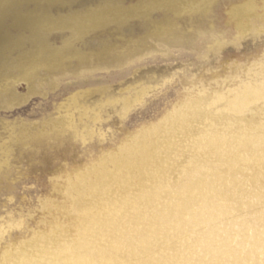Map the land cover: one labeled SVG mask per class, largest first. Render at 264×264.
Here are the masks:
<instances>
[{
  "label": "rangeland",
  "instance_id": "rangeland-1",
  "mask_svg": "<svg viewBox=\"0 0 264 264\" xmlns=\"http://www.w3.org/2000/svg\"><path fill=\"white\" fill-rule=\"evenodd\" d=\"M86 1L13 7L0 21V46L7 34H22L13 15L66 19L96 8L97 0ZM122 1L131 9L144 0ZM214 6L212 19L176 18L183 37L203 29L190 44L154 39L131 19L76 40L82 59L71 55L31 80L0 77V264H114L105 258L128 225L131 239L150 231L149 209L176 219L187 196L189 212L210 200L244 208L228 221L215 218L206 238L212 243L173 240L183 259L164 263L175 243L163 239L162 263L264 264V199L209 195L225 183L240 190L255 172L264 186V27L243 30L233 17L255 7L264 19V0ZM152 17L159 21L160 10ZM68 38L66 29L48 31L53 49ZM104 53L118 59L96 64ZM22 54L11 52L13 59ZM227 230L233 242L216 249Z\"/></svg>",
  "mask_w": 264,
  "mask_h": 264
},
{
  "label": "bare ground",
  "instance_id": "bare-ground-1",
  "mask_svg": "<svg viewBox=\"0 0 264 264\" xmlns=\"http://www.w3.org/2000/svg\"><path fill=\"white\" fill-rule=\"evenodd\" d=\"M65 2L66 0H0V21L9 15L12 16L11 9L13 7L31 4L35 8L42 9L64 4ZM86 2L91 3L94 1ZM216 2L217 0H144L137 6L129 9L125 8L124 1L122 0H97L93 4L96 8L66 19H51L44 12L36 11L25 14L17 13L13 16L22 34L16 36L7 34L4 38L0 46V77L6 75L13 79L31 80L37 75L40 69L52 70L60 68L64 61L71 55L81 58L79 54L74 53V43L83 35L111 24L124 25L131 19L140 20L142 27L148 28L151 31V37L154 39L165 41V43L170 42L169 44L173 45H178L183 42L190 44L196 35L202 33L203 29L199 28L194 34L183 37L177 31L176 18L185 16L187 18L186 22L190 24L197 23L196 18L198 16L212 19L215 14L214 5ZM154 10H160L159 21H153L152 13ZM256 15L257 9L255 7L238 10L233 15L236 18V27H240L243 30L249 29L251 26L254 29L264 27V19L256 18ZM244 18L247 24L245 22L243 23ZM51 28L66 29L70 33V38L64 42L63 47L58 49L49 47L48 31ZM27 45L29 48L25 47ZM15 49H21L23 52L17 59H13L11 56V52ZM133 50H136V48H133ZM117 59L118 57L114 54L108 55V53H104L98 55L96 64H103L105 62L112 63ZM19 100L21 98L16 97V102ZM210 144L215 149H219L220 147L217 143ZM164 160L166 159L164 158ZM210 161L213 162V160ZM229 161L225 160L222 164H227ZM259 173L255 172L254 177H244V181H240L239 185L237 184V186H240V190L236 188L232 190L230 184L227 185L225 183L221 185L222 189L214 187L209 192L211 193L209 195L225 197L226 195L229 196V194L234 193L237 198L241 199L255 196L254 198L263 200L264 186L260 184L256 185L253 180ZM202 176L204 177V175ZM200 178V175L190 176L186 181L187 183L193 184L198 182ZM134 192L132 191V193ZM191 201V198L188 196L187 198L182 197L180 199L183 207L179 210L176 219L167 216V213L162 214V211L154 212L152 209H149V212H151L150 215L152 214V220L147 223V227L150 228V231L140 233L138 236L131 237L130 239L128 225L125 236L114 242V247H111L110 254L105 259L110 260L114 264H134L132 263L133 261H140L141 264H164L171 260L183 259V255L173 253L179 249V246L175 242H172L173 240L181 242L182 236L188 235L193 242L195 241L197 243L199 240L205 239L206 243H212L210 241L211 239L208 240L206 238L214 231L215 218L220 217L224 222L228 221L232 218L231 212L235 211V208L240 211L244 208L243 203L229 208L220 207L217 200H210L211 202L195 203V211L189 212L184 202L190 203ZM215 206L217 207L215 208ZM125 208H127L125 209L126 216L129 217L128 206ZM188 222L194 225V229L185 230ZM163 239H165L166 243H175L170 244L166 249L168 251V258L164 263L160 260V253H165L164 245L162 244ZM221 239L222 243L216 244V249H223L234 240V238H231L228 230L225 231V235ZM225 243L227 244L225 245ZM206 254L204 253V255ZM188 256L194 261H197L194 254ZM198 261H200L199 258ZM171 264L175 263L173 262Z\"/></svg>",
  "mask_w": 264,
  "mask_h": 264
}]
</instances>
